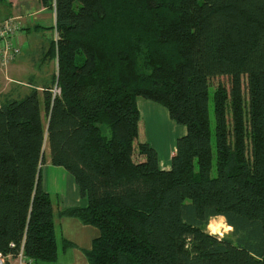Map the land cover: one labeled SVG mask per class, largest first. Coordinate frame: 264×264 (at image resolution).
Wrapping results in <instances>:
<instances>
[{
  "label": "trees",
  "instance_id": "obj_1",
  "mask_svg": "<svg viewBox=\"0 0 264 264\" xmlns=\"http://www.w3.org/2000/svg\"><path fill=\"white\" fill-rule=\"evenodd\" d=\"M42 3L57 74L0 102V252L58 258L46 146L88 201L60 215L100 231L89 264H264V0ZM139 100L187 129L170 170ZM218 217L230 236L207 231Z\"/></svg>",
  "mask_w": 264,
  "mask_h": 264
},
{
  "label": "crops",
  "instance_id": "obj_2",
  "mask_svg": "<svg viewBox=\"0 0 264 264\" xmlns=\"http://www.w3.org/2000/svg\"><path fill=\"white\" fill-rule=\"evenodd\" d=\"M3 4L6 8L4 9V17L7 18L9 16L19 19L23 29H25V34L21 35L20 37V43L21 45H23L22 49L24 47H28L29 50L34 48L40 52L39 59L41 62L36 66L40 71H38L37 73H33L31 76V80H36L37 83L34 84L32 81L31 83H29V85L33 86L34 88H38L41 95V88L48 85V83L46 82L47 80H44L46 74H43L42 76L38 74L41 73V70H43L44 68L43 63L47 61L46 56L48 55L52 42L57 40L58 37L57 31L56 29H54L56 25V15L54 9L46 8L43 5L42 0H5L3 1ZM32 30H35L38 33L40 32L44 35L49 34L50 38L47 39L49 40L48 44L46 45L45 42H43V36L30 35L32 34ZM53 61L56 68V75L57 59H54ZM15 62L10 64L9 66L11 73L16 66H18L16 69L19 70L23 69L20 67L25 66L24 70H27L28 67L26 65H23V62L19 64H15ZM12 66H14V68ZM29 67L32 66L29 65ZM29 92V89L23 92H12L9 95L4 96V98L0 102H2L5 98L23 97ZM138 107L140 110L142 122L144 111L146 112V114H148L149 111L158 106H155V104L149 101L139 100ZM143 123L146 125L145 122ZM173 152H171L170 154V160L163 164L164 168L162 169L170 170L171 158L175 155L176 151ZM49 172H55L57 173V175H59V177L49 176ZM41 173L43 188L45 191L51 194V196H53L55 201L54 219L56 224L59 254L57 260L53 263L40 262L36 264H89L86 253L92 249L93 241L100 236V231L93 226L81 223V221H79L78 219L62 217L60 215L61 211L66 210L69 207H87V199L81 197L79 188L76 185L75 180L71 178L70 174L61 167L54 168V166L51 164V159L45 161V164L41 169ZM60 180L67 183V190H62ZM66 243L69 244L66 245Z\"/></svg>",
  "mask_w": 264,
  "mask_h": 264
},
{
  "label": "rangeland",
  "instance_id": "obj_3",
  "mask_svg": "<svg viewBox=\"0 0 264 264\" xmlns=\"http://www.w3.org/2000/svg\"><path fill=\"white\" fill-rule=\"evenodd\" d=\"M4 9L6 8L3 2H0V23H2L6 19L4 17L5 15ZM30 35L43 36V42H45L46 45L48 44V41H49L47 39L50 38L49 34L44 35L40 32L39 33L36 32L35 30H32V34ZM39 55H40V52L38 50L34 48L29 50L28 47H24L22 49V54L19 57L20 59L17 58L15 60L16 62L15 61L14 62L15 64H19L23 62L24 63L23 65H26L28 67V68L26 67L27 70H24L25 66L20 67V68H23L20 70L16 69L18 66H16L15 69H13L14 66H12L13 70L11 73L9 69L10 64L7 67H3V68L0 67V101L4 98V96L9 95L12 92H16V91L23 92L28 89L31 90L33 88V86H30L29 83L33 81L31 80L32 74L40 71L38 70L39 68L36 67L41 62L39 59ZM53 60L51 58V62H50V59H47V61L43 63L44 68L43 70H41L42 74L41 73L38 74L41 76L43 74H46L44 77L45 78L44 80H47L46 82L48 84L52 83L55 78L56 68H55V64ZM81 62L83 61L80 60V62L78 63L80 64ZM29 65L32 66L33 68L29 67ZM33 83L36 84L37 83L36 80H34ZM53 84L54 82L52 83V85ZM56 86L57 85H54L52 90H54ZM212 91L213 89H211V92ZM142 101H147V100H142ZM153 104H155V106H158V107L153 108L151 111L148 112V114H146V112L144 111L142 122L140 125L139 139L141 142H148L153 148L157 150L159 154V158H160V163L162 162L161 167L164 168L163 164L170 160L169 157H170L171 152L176 151L175 147L177 145L178 139L186 135L187 129L185 126L174 121L171 118L166 108L156 103H153ZM143 122H145L146 125ZM48 159L50 160V151L45 146V160H48ZM48 175L52 177H55V176L59 177V175H57V173L55 172L54 173L49 172ZM71 178L73 177L71 176ZM60 182H61L62 190H67V187H68L67 183L61 180ZM211 222H215L216 224H221L222 227L219 230H217V232H212L210 228L208 227L207 231L210 234L216 235L220 238L230 236L232 229H229V226L226 224L224 218L222 217L214 218L211 220Z\"/></svg>",
  "mask_w": 264,
  "mask_h": 264
},
{
  "label": "built area",
  "instance_id": "obj_4",
  "mask_svg": "<svg viewBox=\"0 0 264 264\" xmlns=\"http://www.w3.org/2000/svg\"><path fill=\"white\" fill-rule=\"evenodd\" d=\"M24 31L19 19L14 17L6 18L0 23V67H7L21 56L23 45L20 43V37L25 34ZM52 92L59 95L60 89L56 86ZM0 264H33V261L25 255L21 247L17 255H5L0 252Z\"/></svg>",
  "mask_w": 264,
  "mask_h": 264
},
{
  "label": "bare ground",
  "instance_id": "obj_5",
  "mask_svg": "<svg viewBox=\"0 0 264 264\" xmlns=\"http://www.w3.org/2000/svg\"><path fill=\"white\" fill-rule=\"evenodd\" d=\"M215 222H211V224L209 225V228L212 232H217V230H219L222 227L221 224H216Z\"/></svg>",
  "mask_w": 264,
  "mask_h": 264
}]
</instances>
